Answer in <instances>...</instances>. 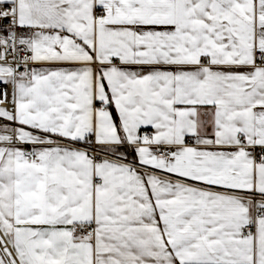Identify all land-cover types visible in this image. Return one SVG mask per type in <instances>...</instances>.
Masks as SVG:
<instances>
[{
    "label": "snow or ice",
    "instance_id": "6c2138e0",
    "mask_svg": "<svg viewBox=\"0 0 264 264\" xmlns=\"http://www.w3.org/2000/svg\"><path fill=\"white\" fill-rule=\"evenodd\" d=\"M0 264H264V0H0Z\"/></svg>",
    "mask_w": 264,
    "mask_h": 264
}]
</instances>
